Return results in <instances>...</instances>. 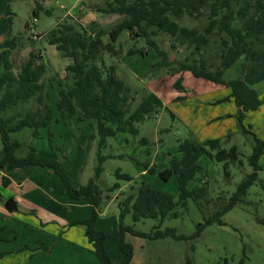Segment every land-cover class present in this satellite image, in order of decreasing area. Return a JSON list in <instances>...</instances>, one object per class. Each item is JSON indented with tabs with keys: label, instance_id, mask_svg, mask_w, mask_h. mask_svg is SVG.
I'll list each match as a JSON object with an SVG mask.
<instances>
[{
	"label": "rangeland",
	"instance_id": "obj_1",
	"mask_svg": "<svg viewBox=\"0 0 264 264\" xmlns=\"http://www.w3.org/2000/svg\"><path fill=\"white\" fill-rule=\"evenodd\" d=\"M96 7H104V1L10 0L9 8L14 16L13 36L17 40V48L13 52L15 65L24 61L30 51H39L41 61L46 63V77L58 75L62 78L65 61L48 44L47 34L57 23H74L88 32L104 31L101 40L107 43V33L122 18L115 14L95 12ZM36 8L39 11L34 16ZM175 21L181 26L199 29L206 23L204 19L195 21L187 16ZM152 39L159 50L165 52L173 68H178V63L185 61L186 57H190V62L195 58L189 55L184 45L175 43L176 50L172 51L170 46L173 40L166 34L159 33ZM115 49L116 55L103 53L98 65L113 66L116 76L136 94L137 102L153 94L162 103V108L153 116L134 124L138 136L127 132L111 134L106 139L105 147L99 151V156L103 157L101 162L98 160L95 121L83 118L78 111L71 120L53 121L51 124L53 144L59 150L49 147L46 130H42L39 138H34L30 129L12 133L9 137L11 141L21 144L15 153L17 157H24L29 147H33L41 156L57 159L74 187L86 185L94 176L95 168L101 166L102 172L95 180L101 191L95 228L108 236L104 245L107 256L119 262L123 256L113 236L120 226L117 203L130 192V187L135 193L140 185L145 184L171 195L174 201L178 199L174 175L163 180L158 173L142 172L144 164L163 171L168 167L167 155L179 156L176 148L184 139L194 143L219 139L223 149L235 146L239 161L229 165V179L224 177L223 163L204 157L197 161L202 171L189 183V188L207 182L208 195L212 199L219 194L230 196L237 184L253 171L248 163L254 145L253 135L264 142V80L252 86L262 99V105L245 115L241 125L253 135L245 134L237 120L238 111L234 101H225L230 93L227 87L196 79L188 72L171 76L166 68L156 69L154 64L160 59L152 51L143 56L141 53L129 54L131 50L145 52L146 44L141 38H130L126 30L120 33ZM241 63L242 59H238L227 69L222 76L223 81L237 78ZM178 79L181 80V89L173 87ZM57 90L55 88L54 92ZM177 97L182 100L174 101ZM31 104L24 105V108ZM20 110L19 105L17 111ZM108 126L113 131L114 127ZM141 138L147 140V145L140 144ZM258 167L257 181L248 189L243 202L223 216L224 225L207 226L198 239L176 241L167 237L150 241L126 234L125 240L133 247L130 264H186L187 260L190 264H264V154L258 160ZM41 170L44 174H50L52 183L61 184L63 188L56 174L49 169ZM116 172L128 175L131 181L117 178ZM3 175L0 169V264H99L92 244L85 237V226H72L67 222L72 217L80 218L81 210L71 214L72 210H67V205L58 202V193H52L46 187L37 194L29 191L28 183L23 188L2 187ZM50 181H47L48 185L54 186ZM114 185L118 187L112 189ZM13 198L17 200L16 211L9 213L4 205ZM55 208L56 211L62 208L63 223L57 220L46 224L43 219L51 217ZM174 211L178 213L177 217L168 216L163 221L144 219L137 223L132 221L131 214H127L121 220V225L145 234L172 228L177 234L189 237L195 232L196 224L203 221L201 211L192 200H188L184 208L177 207ZM212 211L208 207L205 214L209 215ZM87 245L92 246V253Z\"/></svg>",
	"mask_w": 264,
	"mask_h": 264
},
{
	"label": "trees",
	"instance_id": "obj_2",
	"mask_svg": "<svg viewBox=\"0 0 264 264\" xmlns=\"http://www.w3.org/2000/svg\"><path fill=\"white\" fill-rule=\"evenodd\" d=\"M103 1L104 7L94 8L95 12L122 17L107 33L108 42H102L101 39L105 35L102 30L88 32L74 23H57L48 32L47 42L54 46L61 58L69 59L70 64L63 69L62 78L58 75L48 78L46 63L41 61L39 51H30L24 61L15 65L13 52L17 48V40L13 36L14 16L9 8L10 0H0V169L4 173L1 185H9V176L16 169L27 166L49 169L59 177L68 198L84 199L88 204L87 218L71 222L70 225L85 226V237L92 244L99 264H130L133 247L125 240L126 234L150 241L167 237L176 241H194L207 226L224 225L223 216L243 202L248 189L257 181L258 160L264 154V142L241 124L247 113L256 111L262 105V99L252 86L264 80V0ZM38 9L33 11L34 16L37 15ZM45 13L49 14V11L45 10ZM185 16L195 21L204 19L206 23L199 29L181 26L175 21ZM124 30L129 32L130 38H141L146 44L145 52L131 50L129 54L141 53L143 56L152 51L160 59L154 64L156 69L166 68L171 76L188 72L196 79L229 89L230 93L225 101H234L242 132L253 135L254 145L248 158L253 171L237 184L230 196L219 194L212 199L208 195L207 182L189 188V183L202 171L197 161L204 157L223 163L224 177L229 179V165L239 161L235 146L223 149L219 139H208L203 143L184 139L176 148L179 156L167 155L168 167L163 171L159 172L144 164L146 172L152 175L158 173L163 180L174 175L178 199L174 201L171 195L142 184L135 193L119 201L117 206L120 226L113 236L123 257L119 262H115L105 251L104 245L108 236L95 228L101 204V191L95 180L102 172L101 166L95 168L94 176L86 185L74 187L68 173L57 159L39 156L33 147H29L24 157H17L15 153L21 144L11 141L9 135L30 129L32 136L39 138L41 131L46 130L49 147L58 149L53 144L51 124L53 121L57 123L71 120L78 111L83 118L95 121L99 162L103 160L99 151L105 147L106 139L111 134L127 132L138 136V129L134 124L149 119L162 108V103L153 94L137 102L136 94L116 76L113 66L106 67L103 63L98 65L103 53L116 55L115 44ZM159 33L166 34L173 40L170 46L172 51L176 50V44L184 45L189 50V55L195 58L190 62V57H186L185 61L177 62L178 68L171 67V61L167 60L165 52L159 50L157 43L152 39ZM238 59H242L240 75L228 82L223 81L224 72ZM173 87L181 89V80L178 79ZM55 88H58V91L53 107L56 113L54 115L50 92ZM181 100L180 97L174 99ZM30 102L31 106L25 109L24 105ZM19 105L21 110L17 111ZM108 124L114 127L113 131ZM140 144L147 145V140L141 138ZM116 176L131 181L126 174L116 172ZM116 187L118 185H114L112 189ZM188 200H192L203 215V221L196 224L195 232L189 237L177 234L172 228L145 234L121 225V220L127 214H131L134 223L144 219L163 221L168 216L177 217L175 208H184ZM208 207L213 211L206 215ZM186 264H190L189 260Z\"/></svg>",
	"mask_w": 264,
	"mask_h": 264
},
{
	"label": "crops",
	"instance_id": "obj_3",
	"mask_svg": "<svg viewBox=\"0 0 264 264\" xmlns=\"http://www.w3.org/2000/svg\"><path fill=\"white\" fill-rule=\"evenodd\" d=\"M122 18V17H121ZM84 28V27H83ZM54 47V46H53ZM57 52V51H56ZM58 54V53H57ZM59 55V54H58ZM60 57V56H59ZM64 59L65 63H63L64 68L70 64V60L67 58H61ZM63 68V69H64ZM129 87V86H128ZM130 88V87H129ZM55 90V89H54ZM53 90V92H54ZM58 91V90H57ZM57 91L54 92V97L52 96V91L50 92V103L53 109V104L52 102L56 100V95H57ZM52 100V101H51ZM53 114H54V109H53ZM43 133V131H41V134ZM41 137V136H40ZM39 156L40 153L39 151L36 152ZM43 157V156H42ZM49 158V157H46ZM42 167H34V166H27V167H23L20 169H16L15 171H13V173L9 176V187H17V188H23L24 185L26 183L29 184V191L33 194H37V192L42 191V189L45 190V187L50 189L52 193H58L60 199H58V202H60L61 204H63L64 206L67 205V210H72L71 214L73 212H76L78 210H81V217L80 218H73L67 220L68 223L74 222V221H78V220H84L87 218L88 216V204L86 203V201L84 199H70L68 198L65 193H64V189L62 188L61 184H55L52 183L50 181L51 176L50 174H44V172H42L43 170H41ZM46 169V168H43ZM47 170V169H46ZM39 172H41V175L39 176ZM81 172V170H80ZM142 172H145L142 171ZM36 178V179H33ZM40 178V179H38ZM50 181L51 184H54V186L48 185L49 182L46 181ZM31 180H33L34 182H31ZM40 181V182H39ZM47 183H46V182ZM38 182V183H37ZM130 194H133V187H130V192L127 194H124L122 196V199ZM121 199V200H122ZM13 200L15 201L16 199L13 198ZM120 200V201H121ZM119 202V201H118ZM118 205V203H117ZM16 206H17V200H16ZM16 206H15V211H16ZM13 210V211H14ZM13 213V212H12ZM11 215V214H10ZM99 215V214H98ZM16 217V216H15ZM14 216L13 218L16 219ZM12 218V219H13ZM17 220V219H16ZM45 222H47L46 224H49L50 221H55V222H62L63 223V218H62V208H58V210L56 211V208L53 209V215L51 217H48L46 219H43ZM58 220V221H57ZM66 223V221H65ZM42 224V223H41ZM67 224V223H66ZM68 225V224H67ZM62 225H61V232H62ZM78 228V227H77ZM108 228V227H107ZM102 230V229H101ZM88 246V245H87ZM88 251H90V253H92V246H88ZM51 255V254H50ZM120 259V257H119Z\"/></svg>",
	"mask_w": 264,
	"mask_h": 264
},
{
	"label": "water",
	"instance_id": "obj_4",
	"mask_svg": "<svg viewBox=\"0 0 264 264\" xmlns=\"http://www.w3.org/2000/svg\"><path fill=\"white\" fill-rule=\"evenodd\" d=\"M5 209L7 212L11 213L15 209L16 203L14 200H9L5 203Z\"/></svg>",
	"mask_w": 264,
	"mask_h": 264
}]
</instances>
